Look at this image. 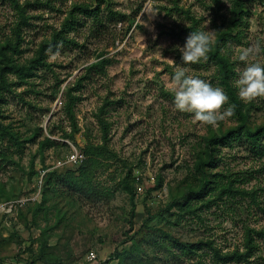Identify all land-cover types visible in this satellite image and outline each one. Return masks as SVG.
Segmentation results:
<instances>
[{"label":"rangeland","instance_id":"rangeland-1","mask_svg":"<svg viewBox=\"0 0 264 264\" xmlns=\"http://www.w3.org/2000/svg\"><path fill=\"white\" fill-rule=\"evenodd\" d=\"M197 30L215 44L182 65L177 46ZM223 35L245 119L211 56ZM257 43L264 0H0V128L22 144L0 136V264H78L89 252L97 264H264V96L245 102L234 86L240 51ZM177 67L222 88L234 115L212 126L176 110ZM87 148L98 154L55 168ZM80 169L97 196L69 192L64 170Z\"/></svg>","mask_w":264,"mask_h":264},{"label":"clouds","instance_id":"clouds-1","mask_svg":"<svg viewBox=\"0 0 264 264\" xmlns=\"http://www.w3.org/2000/svg\"><path fill=\"white\" fill-rule=\"evenodd\" d=\"M213 33L210 30L192 31L185 44L177 46L182 54V65L190 66L208 60V54L215 44ZM261 52H264V46L257 43L239 53L238 60L244 62V66L236 67L234 86L242 101L264 96V63H247L251 56ZM169 87L173 93L174 108L193 114L195 121L215 126L218 121L234 115V106L224 108L229 99L224 90L213 87L198 76L188 74L187 67L175 69Z\"/></svg>","mask_w":264,"mask_h":264},{"label":"trees","instance_id":"trees-1","mask_svg":"<svg viewBox=\"0 0 264 264\" xmlns=\"http://www.w3.org/2000/svg\"><path fill=\"white\" fill-rule=\"evenodd\" d=\"M78 9H83V12L87 11V8H78ZM225 35L221 36L218 41H217V45L215 47V50L211 52V56L212 59H214L217 64L219 65L220 69H221V79L223 81V84L225 85L227 91L230 93L232 100L234 102V106H235V110L237 112V114H239L241 117H243L245 119V116L243 115V110L241 107V104L239 103V100L236 98L235 93L233 91V89L231 88V85L229 83L230 81V75L232 73V65L230 64V60L228 57H226L225 55L221 54V45H223L224 43H226V38H224ZM46 46V45H45ZM50 47V46H49ZM17 47H13L12 48V52L14 54H19V50H17ZM7 57V56H6ZM9 60V66L12 70H14L16 73L19 74H23L24 69L26 67L19 65L17 63L16 60H13L11 57H8ZM105 64V61H101L97 64V66L103 67V65ZM7 80H5L4 78L0 79V90L1 93L3 91V89H6L7 86ZM4 98V95L1 96V100ZM71 101H73V98L71 99ZM246 127V126H245ZM246 135L245 137L248 138V140L253 144L254 148L256 149L258 147V142L261 140L260 136L258 133L256 132H251L248 127L246 128ZM228 135H233V136H238L239 133H237L236 130H232L229 131L227 135L221 137V138H213L210 140V143H222L225 144L226 138L228 137ZM0 136L1 137H5V136H9L10 137V141L13 142L16 146L20 147L22 144L20 142V140L10 131L7 132V129L4 127V129L0 128ZM50 143H52V141L50 139H46V141L41 142L40 144V149L44 150V148L47 147V145H49ZM96 152L90 150L89 148H87V151L85 152V155L90 158L93 159V156H95ZM68 169V168H67ZM83 169V168H82ZM54 171V170H53ZM69 170H64V172L67 175V180H64V184L67 185V187L69 188V192L71 193V195H74L76 193H82V192H93L96 196L98 195V191L100 190L98 187H93L92 190L90 188V190H88L86 187V185L88 184L87 182H85V177L86 175H88L87 173H85L84 170L80 169V175L79 176H74L75 174L73 172H68ZM55 172V171H54ZM50 173V175H48L47 177V181H46V185L47 186H53L54 185V180L53 178L56 177L55 173H51L48 172V174ZM201 193V192H200ZM198 195H202L199 193H195ZM197 247V246H195ZM217 257V256H216ZM238 257L234 254H231L230 256H219L217 257L218 263L219 261H226L228 259L230 260H236ZM49 264H56L53 262H47ZM225 263V262H224Z\"/></svg>","mask_w":264,"mask_h":264},{"label":"built area","instance_id":"built-area-1","mask_svg":"<svg viewBox=\"0 0 264 264\" xmlns=\"http://www.w3.org/2000/svg\"><path fill=\"white\" fill-rule=\"evenodd\" d=\"M86 160V155L78 150L72 152L66 159L58 160L55 164V168H62L65 166H76L82 164ZM50 170L47 171V173ZM46 173V172H45ZM11 209V208H10ZM98 257L94 252H89L84 259L78 262V264H97ZM49 264V263H44Z\"/></svg>","mask_w":264,"mask_h":264}]
</instances>
